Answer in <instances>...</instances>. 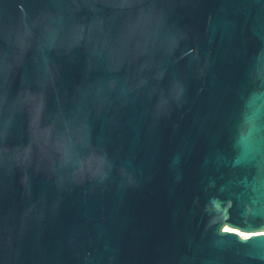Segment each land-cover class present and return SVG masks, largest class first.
<instances>
[{"label":"water","instance_id":"water-1","mask_svg":"<svg viewBox=\"0 0 264 264\" xmlns=\"http://www.w3.org/2000/svg\"><path fill=\"white\" fill-rule=\"evenodd\" d=\"M0 264H264V0H0Z\"/></svg>","mask_w":264,"mask_h":264},{"label":"bare ground","instance_id":"bare-ground-1","mask_svg":"<svg viewBox=\"0 0 264 264\" xmlns=\"http://www.w3.org/2000/svg\"><path fill=\"white\" fill-rule=\"evenodd\" d=\"M236 232H238V234H240L241 236H246L247 235L246 233H243V232H240V231H236Z\"/></svg>","mask_w":264,"mask_h":264}]
</instances>
